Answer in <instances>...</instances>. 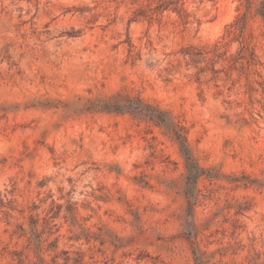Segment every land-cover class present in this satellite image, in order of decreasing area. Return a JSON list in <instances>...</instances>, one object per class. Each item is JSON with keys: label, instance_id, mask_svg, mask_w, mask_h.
<instances>
[{"label": "rangeland", "instance_id": "rangeland-1", "mask_svg": "<svg viewBox=\"0 0 264 264\" xmlns=\"http://www.w3.org/2000/svg\"><path fill=\"white\" fill-rule=\"evenodd\" d=\"M149 1L0 0V264H264V27Z\"/></svg>", "mask_w": 264, "mask_h": 264}, {"label": "trees", "instance_id": "trees-1", "mask_svg": "<svg viewBox=\"0 0 264 264\" xmlns=\"http://www.w3.org/2000/svg\"><path fill=\"white\" fill-rule=\"evenodd\" d=\"M176 1L177 0H150L149 2L150 8L153 11L161 12L164 10L176 11ZM238 2V14L232 23L227 26L226 33L228 37H240L243 48H245L243 38L245 35L248 19H259L264 27V0H238ZM182 11L184 12L185 10L182 9ZM183 20L187 23V19H184L183 17ZM245 51H247L248 54L249 66H256V56L252 48H246ZM174 137L185 162L186 174L184 177V194L186 199H188V211L190 212L191 202L196 198L195 191L197 179L203 174V169L198 166L195 159L190 155L185 139L180 134H178L177 131H175ZM194 257L196 264H203L198 249H194Z\"/></svg>", "mask_w": 264, "mask_h": 264}]
</instances>
